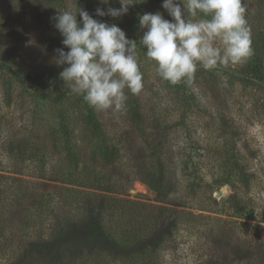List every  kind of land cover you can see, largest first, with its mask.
<instances>
[{
	"label": "rangeland",
	"instance_id": "obj_1",
	"mask_svg": "<svg viewBox=\"0 0 264 264\" xmlns=\"http://www.w3.org/2000/svg\"><path fill=\"white\" fill-rule=\"evenodd\" d=\"M77 1L78 5L86 4L94 8L98 4L103 5L100 0ZM110 1L114 4V8L120 7L119 0ZM63 2V6L59 4V0L51 4V7L44 5V10L42 5L38 14L32 10L31 0H0L2 13L0 17L4 14L5 16L9 13L13 14L10 23L14 25L8 27L7 19L0 20V59L8 61L14 69H0L1 169L7 174L22 173L19 175L30 180L28 183L30 191H35L36 196L44 201L48 192L52 197L49 203L55 205L53 207L55 210L51 212L32 207H28L27 210L23 207L21 211L22 207L13 202L2 204L0 218L5 220V223L8 222L7 218H10L11 225L6 232L7 241L0 240V264H183V258L178 254L188 252V249H195L199 245L197 241H193L192 236L183 235L175 241L167 237L159 248V256L142 258L140 250L144 248L149 250L153 247V242L159 240L158 236L162 228L167 226L166 223L155 229L153 224L157 217L155 218L149 208L143 212L145 207H141L143 212L141 216L145 219L137 218L138 222L128 224L126 214L119 210L113 212L106 206L108 205L106 199L101 205L99 203L101 197L97 199L90 194H74L71 191V189H79L83 192H93L90 188L70 184H83L84 180L79 178L81 171L75 172L68 165L63 158V151L55 152L49 142L46 132L49 124L53 122L54 114L50 101L27 88L30 80H35L32 76L34 72L44 68L41 65L55 61L56 53L51 50L46 49L50 55L44 53L45 56L42 54L41 57L40 53L41 49L46 48L54 38L52 29L50 32L46 29L47 13L52 19L56 12L71 10L74 0H63ZM162 2L163 0H143V2L136 0L129 6L127 14L123 15L121 20L127 25L125 33L129 39L139 43L144 31L139 27V16L144 13L154 14L159 11L165 19L171 20L162 8ZM181 2L184 3V0ZM242 3L246 9L245 18L251 29L253 55L242 65H230L227 68L206 71L208 74L195 73L194 78L188 83V88L191 89L189 94L196 105L193 110L183 112V102L179 101L178 97L180 95L171 93V88L169 90L166 83L156 76L154 62L147 59L142 45H137V57L147 92L150 93L153 87L165 86L160 92L162 98H154V100L158 104V109L160 108L167 120L174 125L170 134L173 136L172 147L176 152L185 154V158H191L192 162L203 165L201 171L203 179L196 183L193 191L195 194L183 187V190H180L176 196H170L164 204L184 212L200 214L202 217L239 220L264 226V111L262 110L264 82L248 81L247 77L251 75L252 68L257 64L261 63L264 71V0H242ZM135 13H137V21L131 23L129 19H132ZM134 25H137L135 29L132 28ZM230 71L241 74L233 75L228 73ZM55 72L56 70L53 71L52 68L47 75H43L44 79L47 76L53 77ZM42 81L41 79L40 83ZM206 83L217 86L218 94L227 104V109L223 111L227 114L226 117L234 120L239 133L242 132L241 139L236 136L235 141H231L234 138L231 135V128L229 127L228 130L226 127L227 124L222 119V110L220 112L218 104L212 99V92L204 88ZM58 88L71 90V84L59 81ZM81 108L83 109V106ZM194 109H197L198 114L192 113L196 112ZM78 111L79 108L73 110V116L78 115L74 124L75 135L82 145L81 154L86 156L85 146L92 134L88 129H84ZM9 143L13 147L21 143H33L37 148L35 153H31L29 147L22 153L17 150L12 152ZM222 148L224 153H221ZM243 159L253 173L251 184L245 186L235 182L236 189L229 182L221 183L222 180L220 182L217 180L228 173L231 175L229 177H234L233 171L223 168L225 162L235 163L234 168H237L236 163ZM178 174L181 175L180 172ZM234 190L238 192L237 199L234 198ZM118 197L136 203L163 204L156 201L155 192L140 180H133ZM176 215L179 216L180 226L186 227L190 217L180 211L176 212ZM25 219L28 221V230L25 228L27 226ZM208 220L206 223H213L211 219ZM53 222L63 228L70 222L74 225L59 236L58 242L40 240V237H47L48 233L41 235L39 231L44 225L49 227ZM94 222L99 223V231L93 228ZM140 227L141 241L129 240L130 236H127L128 240L120 239L121 234L127 235L128 230L132 231ZM108 233L116 235L120 240L112 239ZM27 243L28 250L30 243L31 246L36 244L33 252H29L26 256ZM213 248H216L221 256L227 257L230 264H245L243 258H237L229 253L228 246L218 245V248L216 246ZM262 255L264 252L260 251L256 256ZM177 257L181 258L177 259Z\"/></svg>",
	"mask_w": 264,
	"mask_h": 264
},
{
	"label": "trees",
	"instance_id": "obj_2",
	"mask_svg": "<svg viewBox=\"0 0 264 264\" xmlns=\"http://www.w3.org/2000/svg\"><path fill=\"white\" fill-rule=\"evenodd\" d=\"M55 1L56 0H31L33 4L32 10L39 14L40 6L43 5L42 10H44V5H46V7H51L50 5L54 4ZM77 3L78 1L76 0V6L86 10L94 19L106 22L110 25L115 24L125 32V27L127 25L122 23V17L112 18L107 16H95V9L97 7L104 10H106L107 7H114L112 1L102 6L98 4L95 8L86 4L78 5ZM59 4L63 6V0H59ZM74 4L75 0L73 6ZM73 6H71V9ZM82 6L85 7L82 8ZM49 10L50 9H48V11ZM0 14L2 13L0 12ZM10 14L11 13L7 16L4 14V16L0 17V20L4 19L6 21L7 19L6 26L13 27L14 25L10 23V17L13 18V14ZM58 14L59 12H56L53 17ZM46 16V29H48L49 32L52 29L51 32L54 38L51 36L53 40L50 41L46 48H43V50L41 49V57L44 53L50 55V52L48 54V50L46 49L55 53V49L64 47L62 45L63 37L53 26L54 20L53 18L51 19L52 16L49 17L48 13ZM77 20L78 22L80 21L79 15H77ZM129 21L131 23H136L137 13H135ZM136 27L137 25H134L132 28L135 29ZM64 50L67 51V48ZM41 67L44 68L38 72H34L36 75H32L35 77V82L30 80L29 87L27 88L34 94L50 101L54 114L53 122L49 124V129L46 132L49 142L55 149V152L63 151V158L72 170L75 172L81 171L79 178L84 180L83 184H70L90 188L93 192H83L79 189H71V191L74 194H90L97 199L101 197V202H99L101 205L105 203L106 199L108 203L106 206L111 208L113 212L114 210H119L126 214V219L129 221L128 224L134 221L138 222L137 218L145 219L141 215L147 208H149L150 212L154 213L155 218L157 217L155 224H153L155 229L166 223L167 226L162 228L158 236L159 240L153 242V247L149 250L144 248L145 251L144 249L140 250L142 252V258L147 257V259H150L154 256H159V248L161 244L167 240V237L175 241L183 235H189L192 236L194 238L193 241H197L199 245L195 249H188V252L178 254L182 256V261H184L183 264H230L227 257H224V255L221 256L219 251L217 252V249L213 248L214 246L218 248V245L228 246L229 253L237 258H243L245 264H264V255L261 257L256 256L260 251L264 252L263 225H254L239 220L220 219L217 217H202L200 214H193L187 211L184 212L181 209L172 208L164 204L170 199V196H176L180 190H183V187L188 188L190 193L192 192L194 195L195 192L193 191H195L194 188L196 183L203 179V174L201 173L203 165L198 162H192L191 158H185V154L176 152L172 147L173 136L170 134L174 125L167 120L165 113L163 114L160 108L158 109V104L155 103L154 100V98H162L160 97V92L165 86L153 87L150 93L147 92L146 87H143V90L139 94H132L129 90L125 89L127 99L123 110L116 111L114 109H109L107 111H98L90 107L83 100L82 96L73 94L71 90H61V88H58L59 81H63L59 73L64 66L58 67L55 61H53V63L44 66L41 65ZM4 68L14 70L8 61L0 59V69L3 70ZM52 68L53 71L56 70L55 75H53V77L47 76V78L44 79L45 76L43 75H47ZM196 73L208 74L206 71H197ZM228 73H233V75L238 73V75L241 74L237 71H230ZM263 76V65L260 63L252 68L251 75L247 77L248 81L264 82ZM41 79L43 81L40 83ZM164 82L169 90L171 88V93L180 95L178 97L180 98L179 101L183 102V112L193 110L196 105H194L195 101L193 97L189 94L191 89L188 88V83L171 85L166 81ZM216 87V85L214 87L207 83L204 85L205 89L212 92V99L218 104L220 112L222 110V119L227 124L226 127L228 130L229 127L231 128V135L234 136L231 141H235L236 136L241 139L242 132L240 131L239 133L238 126L235 127L234 120L226 117L227 114L224 111L227 109V104L218 94V89ZM145 92H147L148 95H146ZM82 106L83 109L81 108ZM74 108H79L78 114L80 112L81 123L84 129H88L92 134L85 146L87 149L86 156L88 155V157L81 154L82 145L77 141V135H75L76 126H74V124L78 115L73 116ZM194 110L196 112L192 113L198 114L197 109ZM262 110L264 111V106ZM223 126L225 125L223 124ZM217 146H219V144H217ZM1 147L2 146H0V149ZM28 147L31 153H35L37 146L33 143H21L16 147H13L11 143H9V148L12 152L17 150V152L22 153L28 149ZM196 148H198V145ZM206 148L208 147L206 146ZM221 153H224V148H222ZM244 160L245 159L236 163L237 168H234L235 163L225 162L226 164H224L223 168L233 171L234 177H229L231 175L228 173L225 177H222V179L218 178L217 180L219 182L222 180L221 183L229 182L234 188H236L235 182H240L241 185L245 186L251 184L253 173L250 172L251 168ZM204 166H206V163ZM1 168L0 165V210L4 202H13V204L21 206V211H23V207H25V210H27L28 207L40 208L41 210L47 209L51 212L55 210L53 208L55 205L49 203V199L52 197L48 192L45 201L42 198H38L35 191L32 192L28 189L30 180L19 175L22 173L15 175L10 173L7 174V172ZM178 172H180L181 175H179ZM224 178L226 179L224 180ZM133 180H140L147 184L148 187L155 192L156 201L164 205L136 203L135 201L119 198L118 195L122 194L123 189ZM54 188L67 189L57 186H54ZM95 191H99L100 193H96ZM233 194L234 198L237 199V190H234ZM141 207H145L143 212L141 211ZM178 211L190 217V221L186 227L180 226L179 216L176 215ZM249 212H251L250 209ZM7 219L8 222L5 223V220H1L0 218V240L4 241H7L6 232L11 225L9 221L10 218ZM208 219H211L213 223H206L209 221ZM25 225H27L25 228L28 230V221L26 219ZM73 225L72 222L65 228L54 222L50 224L49 227L44 225L39 232L41 235L47 232L48 235L47 237H40V240H46L47 242L55 240L58 242L57 239L60 238L59 236L63 235L66 230H68L67 228ZM92 226L99 231L100 225L98 222H94ZM140 229L142 228H135L132 229V231L128 230L127 235H120V239L125 238L128 240L127 236H130L129 240H133L134 242L141 241L142 231ZM108 235L112 239H119L116 235H111L110 233H108ZM31 243L29 250L28 243L25 245L26 256L29 252L32 253L34 250L33 247L36 243L32 244V246ZM220 248L221 247H219V250ZM179 258L181 257H177V259Z\"/></svg>",
	"mask_w": 264,
	"mask_h": 264
},
{
	"label": "clouds",
	"instance_id": "obj_3",
	"mask_svg": "<svg viewBox=\"0 0 264 264\" xmlns=\"http://www.w3.org/2000/svg\"><path fill=\"white\" fill-rule=\"evenodd\" d=\"M135 2L119 0V8L106 10L97 7L95 16L122 17ZM161 6L171 20L159 11L140 15L144 31L139 43L117 25L94 19L76 6V0L71 10L59 12L53 26L64 47L54 50L55 64L64 66L59 76L71 84V92L95 110H123L125 89L139 94L144 87L138 44L154 62L156 76L171 85L191 82L199 69L242 65L253 55L242 0H163Z\"/></svg>",
	"mask_w": 264,
	"mask_h": 264
},
{
	"label": "bare ground",
	"instance_id": "obj_4",
	"mask_svg": "<svg viewBox=\"0 0 264 264\" xmlns=\"http://www.w3.org/2000/svg\"><path fill=\"white\" fill-rule=\"evenodd\" d=\"M143 187V186H142ZM144 189H146V187H144Z\"/></svg>",
	"mask_w": 264,
	"mask_h": 264
}]
</instances>
